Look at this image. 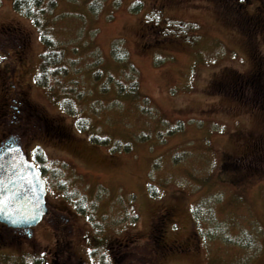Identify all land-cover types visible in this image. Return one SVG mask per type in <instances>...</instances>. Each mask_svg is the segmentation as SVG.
Listing matches in <instances>:
<instances>
[{"label": "rangeland", "instance_id": "rangeland-1", "mask_svg": "<svg viewBox=\"0 0 264 264\" xmlns=\"http://www.w3.org/2000/svg\"><path fill=\"white\" fill-rule=\"evenodd\" d=\"M242 3L249 14L264 8ZM43 8L38 27L13 0L0 3V115L26 98L45 116L27 126L20 105L7 125L46 169L53 226L68 248L60 251L50 216L33 236L0 223V264H264V156L251 152L264 138V109L222 87L253 71L264 32L219 0ZM42 32L64 53L53 68H68L46 87L35 79ZM72 101L78 114L63 106Z\"/></svg>", "mask_w": 264, "mask_h": 264}, {"label": "trees", "instance_id": "trees-1", "mask_svg": "<svg viewBox=\"0 0 264 264\" xmlns=\"http://www.w3.org/2000/svg\"><path fill=\"white\" fill-rule=\"evenodd\" d=\"M1 1L2 0H0V3ZM219 2H222V5L223 6L225 5V8H227L228 10H231L237 15H239L238 16V18H240V20H238L239 23L244 25V22H245L246 24H249L251 26L248 29L254 28V29H257L258 31L264 32V8L262 9L263 11L260 13L249 14L248 12L244 11L245 3H242V0L241 1L240 0H219ZM43 3H44V0H13L14 8L18 12H21L22 14L30 17L38 27L41 26L40 16L44 13V10H45V8H43ZM136 6H137L136 8H139L140 4H137ZM249 17H250V20H248ZM41 39L46 44L47 50H45V52H43L42 54V57H43L42 65L35 79H36V82L39 83L41 86L46 87L50 83V81L53 79V75L56 74L57 76V75H61L62 73L65 74V72L67 73L68 68L63 67L64 69H66L65 71H63L64 70L63 68H61L63 70H55V68H53L54 63H56L55 61H57L58 63L60 61V57L62 60V58L64 57V53H62L63 51L59 50L58 47L55 46L54 41L48 38L45 32H42ZM262 42H264V40ZM252 56L256 64L253 71H250L248 73H243V72H240L237 74L233 73V75L230 78H228L224 83H222V86H224L227 89V91H229L232 95H236L240 99L248 103L250 102L252 105H255V106H258L264 109V55L261 50H255V51H252ZM117 58L122 59V56L117 55ZM130 89H131L132 94L137 96V81H134L131 83ZM27 100L29 101V99ZM72 103L74 102L72 101ZM31 105H32L31 109H32V115H33L35 114L36 109L37 110L39 109L35 107L34 104H31ZM63 106L66 108L67 111H69L72 114H78L79 111L81 110L80 107H78L76 103L71 104L70 106L69 105L66 106L63 104ZM39 111L41 112V114H36L34 116L35 118H37L36 121H39L43 124L45 116L43 115L41 110ZM10 119L11 117L9 116L8 112L3 111L1 113L0 123H1L3 134H4V138L12 134V128H9V126L7 125V122ZM76 124H77V127L84 130L85 125H86V120H80L78 118L76 121ZM55 126L56 125H53V124L51 125V127H55ZM21 131H23V129H21ZM17 133L19 132L17 131ZM260 140L259 139L256 140L257 145L252 144L253 147L251 149V152L253 155L262 157L264 156V144H263L264 138H260ZM101 142H108V140H101ZM125 149L128 150L129 146H126ZM38 160L43 162L44 157L41 154H39ZM40 166L43 172L45 173L46 169L44 168V166L43 165H40ZM59 185L60 187H62L61 183ZM69 196L70 195H68L67 197L69 198ZM71 196H74V194H71ZM80 201H81L80 197L79 198L76 197L75 208L78 211L83 212L84 210L79 205ZM87 217L91 218L89 215H87ZM54 230L56 231L58 239H60L58 241L62 242V243H58L59 246H61V247L58 246L60 251L62 252L67 251L66 249L68 248V246L64 243L65 242L64 238L63 239L61 238L62 234L59 231H57L55 227H54ZM155 230L157 231V233L154 232V234L151 236L152 237L155 236L156 238H158L159 236L158 230H160V228L158 229L155 227ZM66 260L67 259H64V257L58 256L53 259L52 264H68Z\"/></svg>", "mask_w": 264, "mask_h": 264}, {"label": "water", "instance_id": "water-1", "mask_svg": "<svg viewBox=\"0 0 264 264\" xmlns=\"http://www.w3.org/2000/svg\"><path fill=\"white\" fill-rule=\"evenodd\" d=\"M9 143L0 151V222L13 228L32 229L49 211L47 184L22 143Z\"/></svg>", "mask_w": 264, "mask_h": 264}, {"label": "flooded vegetation", "instance_id": "flooded-vegetation-1", "mask_svg": "<svg viewBox=\"0 0 264 264\" xmlns=\"http://www.w3.org/2000/svg\"><path fill=\"white\" fill-rule=\"evenodd\" d=\"M248 20H250V17H249V19ZM9 98H10V94H9ZM13 99V98H12ZM11 98L9 99L10 101L12 100ZM14 101V100H13ZM21 101V104H18V105H15V104H13V103H8L9 105V108L11 109V112L9 113L8 112V114H9V116L10 117H15V115H16V111L17 110H20L19 109V106L20 105H23V110L21 111H19L18 112V115H16V117L17 116H19V117H21L22 119H23V122L25 123V125H30V124H33L34 123V121L37 119V118H35V116L34 115H36V114H41V112L39 111V110H37L36 109V112H35V114H33L32 115V109H31V107H32V105L27 101V99L26 98H23V100H20ZM12 108L15 110H12ZM14 114V115H10V114ZM31 117H33V118H31ZM53 124V123H52ZM28 130V129H27ZM29 132H32V130H28ZM4 139V138H3ZM1 141H3L2 139H1ZM0 141V142H1ZM50 214L48 215V216H50L51 217V220H52V225H53V222H55L54 224H59V223H57L55 220H56V217H57V214H55L53 211H51L50 210V212H49ZM56 228H58L57 226H55V229ZM12 232H13V234H16V235H21V234H25V235H28L29 233L26 231V230H24V229H17V230H15V229H10ZM60 232V231H59ZM61 234H63L62 232H60Z\"/></svg>", "mask_w": 264, "mask_h": 264}]
</instances>
